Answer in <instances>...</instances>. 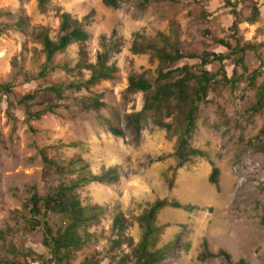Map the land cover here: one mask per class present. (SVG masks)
Here are the masks:
<instances>
[{"label":"rangeland","instance_id":"rangeland-1","mask_svg":"<svg viewBox=\"0 0 264 264\" xmlns=\"http://www.w3.org/2000/svg\"><path fill=\"white\" fill-rule=\"evenodd\" d=\"M230 1L231 5L226 0H149L143 5L144 0H120L121 7L113 8L103 0H48L42 9L38 0H0V82L11 84L7 94L0 91V264H41L32 260L29 251L51 257L43 244V230L30 229L24 204L34 189L46 195L78 174L57 173L44 155L64 165L83 159L88 165L85 172L90 174L111 167L119 170L120 179L115 183L93 182L78 190L83 205H100L105 211L88 226L91 240L73 253L71 264L93 257L100 259L98 264H135L134 252L144 233L140 219L159 200L199 208L191 212L167 206L158 212L153 249L170 253L161 264H228L221 257L201 260L204 240L214 253L220 249L230 252L234 262L243 258L251 264H264V110H253L264 86V0ZM253 3L260 8L255 23L246 20ZM232 5L241 19L236 32ZM62 12L70 13L75 25L87 29L90 38L57 53L54 64L74 67L81 50L95 63L105 36L107 44L119 43V51L112 52L109 62L118 71L114 79L88 89L66 90L64 98H53L58 104L56 113L30 119L19 103L22 97L38 92L30 104L31 110H39L51 98L44 92L46 87L90 76L86 69L67 73L59 67L39 76L46 62L39 34L43 31L58 39ZM136 32L161 46L159 33H163L185 53L229 55L222 63L207 66L219 75L207 100L199 105L197 128L190 140L205 157H191L178 166L176 150L185 119L176 106L170 115L167 109L148 113L136 140L127 117L142 110L146 94L128 92V77L140 74L153 82L161 67L150 51L135 54L131 50ZM220 38L233 45L240 39L243 45L255 46L246 54L247 71L234 64L235 55L217 42ZM185 64L200 72V58H185L170 67ZM256 70L252 84L250 76ZM223 76H235L236 84L226 83ZM97 97L105 105L99 110L86 108ZM158 119L171 123L172 128H161ZM108 123L124 134H113ZM214 166L220 169L219 185L209 180ZM116 215L124 219L120 233L124 242L111 250ZM49 221L54 233L65 224L55 213L49 214ZM188 242L191 246L186 250ZM125 255L128 259L123 261Z\"/></svg>","mask_w":264,"mask_h":264},{"label":"trees","instance_id":"trees-1","mask_svg":"<svg viewBox=\"0 0 264 264\" xmlns=\"http://www.w3.org/2000/svg\"><path fill=\"white\" fill-rule=\"evenodd\" d=\"M149 0H144V3H148ZM169 2H176L178 0H166ZM39 6L42 9L46 8L48 0H38ZM104 4L113 8H120V0H103ZM226 3L231 5L230 0H226ZM232 13L235 16L233 30L236 32L239 30V24L241 22L240 13L236 9V5L231 6ZM3 11H0V18ZM260 17V8L256 3H253L251 14L246 18L248 22L255 23ZM17 25L21 26V22L24 19H20ZM3 29H0V34ZM60 32L61 35L58 39H52L48 33L40 32V41L43 45V49L46 56V62L43 69L39 73V76H46L50 71H54L58 67L67 73L79 72L83 70L90 71V76L86 80H74L70 83H58L53 84L45 89V94L51 98H48V104L39 110H31L32 105L30 101L34 100L38 94L29 93L19 100L22 104L28 117L30 119H41L47 113H56L58 104L53 103V98H64L66 90H81L88 89L92 85L97 84L102 80H112L118 71L115 63L110 64V58L112 52L119 51V43L111 42L106 43L107 38L102 36L103 50L99 54L95 63L88 61L84 50L80 52V60L74 67H69L65 64H54V57L57 53L66 51L72 44H83L90 38V33L83 26L75 25L74 19L68 12H62L60 14ZM116 31L114 30V34ZM134 42L131 50L135 54H142L150 51L160 62L161 67L155 80L152 82L144 75L130 74L128 77L127 91L131 93L144 92L145 103L141 111L134 112L127 117L128 124L133 126L136 131V140L139 139L142 132V120L145 116L154 112V114L167 109L170 115L173 111V107L185 119V128L180 136V142L176 150V156L179 160L178 166L184 165L191 157L202 156L205 157L206 153L195 149L191 146L190 140L192 139L196 130V117L199 110V105L207 100V95L210 88L217 82L216 77L219 73L211 72L207 66L215 61L222 63L229 57L228 54L215 53L205 51L202 54L185 53L180 49L176 42L159 33L161 38V45L156 42L146 40L143 34L136 32L134 34ZM218 43L230 49L231 54L235 55L234 64L236 66H244L246 54L250 49H254L255 46L251 44H242L240 39H237L236 45L227 39H216ZM200 58L201 67L200 72L196 73L192 67L185 64L179 67L172 68L171 64L178 62L182 59ZM223 68V67H222ZM247 71V67H243ZM223 73H225L223 71ZM258 71H254L250 76V81L253 84ZM226 83L236 84V77L231 78L223 76ZM0 91L7 94L11 91L10 83L0 82ZM105 104L99 97L93 99V101L86 106V108H94L99 110ZM255 112L264 110V86L261 87L260 92L257 95V101L253 106ZM156 123L161 128L170 130L172 128L171 123H165L161 120H156ZM109 130L117 135L122 136L124 131L108 123ZM44 161L53 167L55 171L61 175L68 173H77L75 179H71L68 183H61L57 187L53 188L46 195L39 194L35 189L32 194L25 201V208L28 211L30 217H27L30 229H42L43 230V244L47 247L51 253V257L44 258L41 255H36L29 251L33 261L40 260L41 264H71V258L73 253L83 249L91 240L92 234L88 231V226L97 221L100 215L105 211V208L100 205H83L78 190L83 186L89 185L93 182L112 184L120 179L119 170L117 167H111L101 174L86 173L88 165L84 163L83 159L71 160L67 165L58 162L57 160L49 159L46 155L43 156ZM79 167L75 168V166ZM220 169L216 166L213 167L210 175V182L219 185ZM182 208L186 211H194L199 209L196 205H183L179 202H169L168 200H159L154 203L147 214L140 219L143 225L144 233L139 241L138 247L134 252L135 264H161L169 257V250H154L156 239V226L154 225L156 215L158 212L167 207ZM55 213L62 217L63 224L58 228L56 233L49 221V214ZM125 228L124 219L120 215H116L113 221V234L111 250H115L122 246L123 238L120 235L121 231ZM191 244L188 242L185 249ZM26 254V256H28ZM213 257H221L225 259L228 264H251L246 259H239L237 262L232 260L230 252L225 249H220L217 253L210 250L207 240L203 241V252L200 255V259L205 261ZM128 259V256L123 257V261ZM9 264H31L22 262L8 261ZM99 258L85 259L82 264H98Z\"/></svg>","mask_w":264,"mask_h":264}]
</instances>
